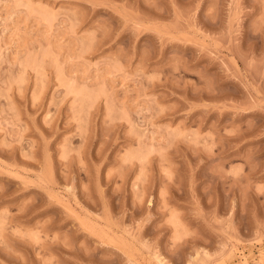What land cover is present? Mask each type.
I'll return each instance as SVG.
<instances>
[{
  "label": "rangeland",
  "instance_id": "374dc122",
  "mask_svg": "<svg viewBox=\"0 0 264 264\" xmlns=\"http://www.w3.org/2000/svg\"><path fill=\"white\" fill-rule=\"evenodd\" d=\"M0 264H264V0H0Z\"/></svg>",
  "mask_w": 264,
  "mask_h": 264
}]
</instances>
